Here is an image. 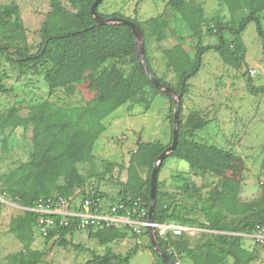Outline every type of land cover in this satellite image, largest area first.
Listing matches in <instances>:
<instances>
[{"label":"trees","instance_id":"trees-1","mask_svg":"<svg viewBox=\"0 0 264 264\" xmlns=\"http://www.w3.org/2000/svg\"><path fill=\"white\" fill-rule=\"evenodd\" d=\"M94 0H68L72 10L68 9L61 0H49L50 10L40 27L41 42L34 53H27L26 30L20 20L19 8L16 3L0 4V55L5 54L10 64H16L19 69L32 68L43 74L49 94L62 88L68 94H76L75 86L83 80V70L95 63L103 65L97 74L88 78V87L93 90L91 99L83 102H67L61 97L56 100L46 98L38 104L39 118L31 129L30 152L25 161L1 175L2 190L8 199L22 207H33L39 198H66L73 202L79 193L84 199L92 196L101 198L106 204L123 203L133 206V202L140 200V205L149 207L150 173L154 161L169 146L172 141V119L169 143L160 141L140 142L131 153L126 170L127 178L121 182L116 194L118 200L108 198L100 191L94 194L85 192L86 179L78 168L79 163H88L94 159L93 149L97 139L105 131L104 119L118 107L131 103H149L148 93L152 95H167L170 100V118L173 113L171 97L157 88L144 73L135 57L134 35L130 26L124 23L97 24V20L90 12ZM102 0L96 7L98 8ZM233 11H242L243 16L238 20H222L219 17L207 18L201 4H193L194 16L189 20L191 33L196 36L195 55L192 67L188 70L185 63L187 51L181 43L172 45L167 52V66L175 76V84H170L163 77L154 75L163 84L173 88L180 96L179 114L184 96L188 93L189 79L201 67L202 53L214 49L226 63L233 60H243L245 46L240 34L250 21L255 22L258 37L263 43L262 55L264 58V0H219ZM191 2H193L191 0ZM182 0H168L167 5L173 9L182 7ZM99 12V11H98ZM100 13V12H99ZM101 15L105 17H121L136 22L144 36L151 32L158 34L157 39L164 37L166 20L160 16L140 21L136 17L130 18L121 12H112ZM206 24L205 34H215L218 37L216 44L201 45L205 35L202 27ZM226 33L233 36L226 37ZM233 46V49H231ZM146 60L147 56L145 54ZM111 59L130 62L127 72L121 67L112 64L106 65ZM110 63V62H109ZM1 78V70H0ZM0 79V92H10ZM257 88H251L256 92ZM130 107V105L128 106ZM148 109V106H146ZM20 107L13 103L0 112V133L4 135L6 129H14L18 125H27L30 115L20 122L16 116ZM181 116L178 119L176 148L165 155L157 173V178L165 161L178 150L184 136L191 137L193 133L207 124L204 112L193 110L184 122ZM26 130V127H25ZM6 141V137H4ZM184 159L192 171L196 173L210 172L219 147L205 142H192L184 147ZM146 171L144 178L142 172ZM262 194L254 200L240 201V180L224 176L209 191L204 204L199 208L203 220L197 222L188 218L185 213L191 212L181 204H177L170 192L159 190L160 181H156V202L153 209V222L174 221L186 226H194L210 230L211 240H206L196 247L190 246L189 237L184 235L166 236L155 234L160 247L168 254L173 264H179V259L186 257L192 264H247L252 259V251L242 248L239 233L252 234L259 224L264 223V185ZM187 191L188 186L182 185ZM108 201V202H107ZM184 214V215H183ZM38 213L32 210H23L22 214L10 219L8 232L13 234L23 245L21 250L6 255L3 264H38L43 252L32 249L33 232L36 230ZM136 213L132 217H135ZM87 227L89 238L104 245V252L97 254L89 248L72 242L77 231L72 225L50 229L46 241L53 240L54 244H70L75 249L87 251L91 258L86 264H129L131 257L142 247L148 249L156 259V264H167L160 254L153 248L148 228H141L136 238L141 235L147 237L143 245L136 243L126 254H119L110 246L111 243L123 239L133 227L126 224L120 228ZM214 231H218L216 233ZM135 231L133 230V233ZM231 232V233H226ZM204 237L206 234L202 233ZM69 236V238L67 237ZM257 244V243H256Z\"/></svg>","mask_w":264,"mask_h":264},{"label":"rangeland","instance_id":"rangeland-1","mask_svg":"<svg viewBox=\"0 0 264 264\" xmlns=\"http://www.w3.org/2000/svg\"><path fill=\"white\" fill-rule=\"evenodd\" d=\"M61 1L72 10L68 0ZM167 1L104 0L98 11L103 14L121 12L126 17H136L140 21L156 16L164 18L167 22L164 37L158 40V34L149 32L146 37L142 34L141 41L147 62L155 74L163 77L170 84H175L176 76L167 66V52L172 45L181 43L188 53L185 68L189 70L192 67L195 44L198 43L197 37L192 35L189 26V20L194 16L193 4H201L207 18L238 20L244 13L228 9L227 5L219 0H192L193 2L182 0L183 4L179 9L169 7ZM10 3L18 5L20 20L26 30V48L24 49L29 54L34 53L41 42L40 27L46 13L50 10V2L49 0H0V4ZM262 23L264 26V19ZM205 30L206 24L202 27L203 34ZM226 37L233 38L229 33H226ZM240 37L245 46L243 60L235 59L231 63H226L214 49H208L202 53L201 67L188 81L190 86L183 98L179 116L184 122L191 111L200 110L204 112L208 122L191 137L184 136L180 143V150L171 154L165 161L157 178L160 181L159 190L170 192L177 204L192 209L191 212L185 211L186 216L197 222L203 220L199 208L204 204V199L224 176L240 180L242 187L239 198L242 202L257 199L262 194L261 180L264 178L263 43L257 35L253 21L247 23ZM217 42L218 37L215 34H205L200 44H216ZM109 62L106 65L114 64L125 72L130 66L127 59H111ZM102 67L103 65L97 66L93 63L83 70V80L74 88L76 94H68L62 88L49 94L42 72L32 68L19 69L16 64H10L7 61L5 54L0 55V79L6 88L11 89L8 93L0 92V112L15 103L20 107L16 116L17 122L30 115L26 126L20 123L14 129H6L4 135L0 133V174L28 158L31 129L39 118L38 104L46 98L56 100L57 97H61L67 102L76 103L91 99L94 92L88 87V78L91 74L101 71ZM251 69L255 71L254 74L250 73ZM253 87L257 88L256 92H251ZM147 99H149L147 104L135 102L118 107L104 119L106 129L95 143L94 159L88 163L78 164L80 172L86 179L85 192L100 191L108 196L107 200L109 198L118 200L116 194L121 187V182L127 178L126 167L138 143L151 141L169 143L172 119L169 110L170 100L167 95L160 93L152 95L151 92L148 93ZM192 142H205L219 147L220 153L210 172L196 173L182 159L184 147ZM146 175V171L142 172L144 178ZM182 185L188 186L187 191L182 189ZM76 198L75 201L78 203L81 198L79 193ZM7 200L15 203L8 198ZM22 212V209L0 203V264H3L6 255L15 253L23 247L22 243L8 232L10 219ZM125 225L111 226L110 229ZM184 227L186 228L184 235L189 237L191 247H196L213 238L210 230ZM133 230L134 228L127 232V238L110 244L116 253L126 254L133 247L136 234H139L135 230L133 233ZM202 233L206 236L204 237ZM33 236L31 248L43 252L38 264H86L91 258L89 252L77 250L70 244L60 245L52 243L53 240L46 241L37 228ZM67 237L69 238L68 235ZM72 242L89 248L97 254L104 252V245L89 238L86 228L76 231ZM253 245L257 258L251 264H264V247L255 242ZM177 263L191 264L186 257L179 259ZM129 264H156V259L149 250H141L131 257Z\"/></svg>","mask_w":264,"mask_h":264},{"label":"built area","instance_id":"built-area-1","mask_svg":"<svg viewBox=\"0 0 264 264\" xmlns=\"http://www.w3.org/2000/svg\"><path fill=\"white\" fill-rule=\"evenodd\" d=\"M250 73L254 74L255 71L251 69ZM261 183L264 185V178ZM91 192L94 194V191ZM7 198L0 183V203L37 212L39 215L36 228L42 237L47 236L50 229L70 225L75 230H80L87 227H110L129 223L134 226L136 232H139L141 227L151 225L160 236H166L169 233L181 235L186 231V228L181 224L148 222V210L140 205L139 199L133 202L131 207L123 203L109 205L96 196L88 197L83 202L79 201L78 203L69 202L66 198L58 196L57 198H39L33 207L25 208L16 202L8 201ZM135 213V217H132ZM253 238L258 245L264 247V223L256 226Z\"/></svg>","mask_w":264,"mask_h":264},{"label":"water","instance_id":"water-1","mask_svg":"<svg viewBox=\"0 0 264 264\" xmlns=\"http://www.w3.org/2000/svg\"><path fill=\"white\" fill-rule=\"evenodd\" d=\"M102 0H94L90 6V12L92 16L97 20V24H112V23H124L130 26L132 33L134 35V49H135V57L138 61L139 66L144 71V73L150 78L152 83L159 89L163 90L166 94H168L173 102V117H172V141L169 146L157 157V159L153 163V167L150 173V188H149V197H150V204L148 207V222L153 221V209L156 202V181H157V173L158 169L165 158V155L172 152L178 143V135H177V127H178V119H179V107H180V96L173 90L172 87L161 83L158 81L156 76L154 75L153 71L148 65V62L145 57L144 47L142 44V30L140 26L129 19L121 18V17H105L101 15L97 10V5ZM148 231L150 235V241L153 248L160 254L162 259L167 264H173L171 259L169 258L168 254L160 247L157 242L154 230L151 225L148 226Z\"/></svg>","mask_w":264,"mask_h":264},{"label":"crops","instance_id":"crops-1","mask_svg":"<svg viewBox=\"0 0 264 264\" xmlns=\"http://www.w3.org/2000/svg\"><path fill=\"white\" fill-rule=\"evenodd\" d=\"M184 226H186V225H184ZM188 227H192L193 229H196L198 226H188ZM198 228H200V227H198ZM214 232L219 233L218 231H214ZM226 233H231V232H226ZM239 234L241 235L240 243H241L242 248H244V249H246L248 251H252V254H253L252 259L250 261H248V263H247V264H251L257 258V253H256L254 245H253V243L255 242L254 238L252 237V234H246V233H239ZM125 238H127V236ZM125 238H123V239H125ZM146 242H147V237L145 235H141L138 238L135 237L133 245H135L136 243H138L140 245H143ZM141 250H148V249L140 247L137 251H141ZM188 260H190V259H188ZM190 262L192 264L191 260H190ZM227 262L230 264L232 262V259L228 258Z\"/></svg>","mask_w":264,"mask_h":264},{"label":"bare ground","instance_id":"bare-ground-1","mask_svg":"<svg viewBox=\"0 0 264 264\" xmlns=\"http://www.w3.org/2000/svg\"><path fill=\"white\" fill-rule=\"evenodd\" d=\"M76 200V199H75ZM73 201V202H76V201ZM80 201V200H79ZM25 208H28V207H25ZM25 210H27V209H25ZM147 218H148V214H147ZM153 222V221H152ZM125 224H129V223H125ZM124 224V225H125ZM176 224H178V223H176ZM129 225H131V224H129ZM133 228H134V226L133 225H131ZM183 226V225H182ZM95 228H98V227H95ZM102 228V227H101ZM141 228H144V227H141ZM141 228H140V230H141ZM146 228H148V227H146ZM85 229V228H84ZM154 230V229H153ZM78 231V230H77ZM140 232V231H139ZM154 233L156 234V232L154 231ZM254 233V232H253ZM253 233H252V237H253ZM173 235V234H172ZM150 236V235H149ZM255 241V240H254ZM256 243V242H255ZM260 246V245H259ZM263 247V246H262Z\"/></svg>","mask_w":264,"mask_h":264}]
</instances>
